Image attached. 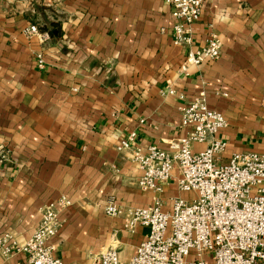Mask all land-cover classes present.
Returning a JSON list of instances; mask_svg holds the SVG:
<instances>
[{
    "label": "crops",
    "instance_id": "obj_1",
    "mask_svg": "<svg viewBox=\"0 0 264 264\" xmlns=\"http://www.w3.org/2000/svg\"><path fill=\"white\" fill-rule=\"evenodd\" d=\"M173 22L165 0H0V235L25 243L42 208L65 196L71 204L52 239L56 256L91 264L92 254L116 247L130 259L148 228L128 230L104 202L148 206L154 193L139 188L141 171L118 144L137 131L143 148L169 149L183 133L181 107L203 91L229 122L220 132L224 161L264 152V0L207 4L193 47L215 32L222 54L188 76ZM32 23L50 33L48 43L27 38ZM176 196L191 195L172 181L164 197ZM0 264H28L27 256L0 254Z\"/></svg>",
    "mask_w": 264,
    "mask_h": 264
},
{
    "label": "built area",
    "instance_id": "obj_2",
    "mask_svg": "<svg viewBox=\"0 0 264 264\" xmlns=\"http://www.w3.org/2000/svg\"><path fill=\"white\" fill-rule=\"evenodd\" d=\"M211 1L165 0L174 21V43L187 50L181 65L186 76L192 65L215 61L222 54V40L215 32L204 46L193 47L194 27ZM23 32L43 45L51 40L38 23L25 26ZM35 56L38 67L44 69V52ZM168 94L177 92L169 88ZM228 126L226 116L209 107L203 91L181 107L183 133L169 149L143 148L136 143L137 131L119 142L118 150H130L132 162L141 171L139 188L153 192L154 199L139 207L109 197L103 209L108 216L123 217L128 230L143 226L148 233L130 259H122L118 248L109 247L92 254L91 264H264V152H236L224 161L228 143L220 132ZM196 144L206 147L197 150ZM172 181L190 198L166 200L164 193ZM70 204L62 196L45 205L36 230L23 244L10 233L0 235V254L10 257L23 252L28 264H66L56 256L52 239L62 227V211Z\"/></svg>",
    "mask_w": 264,
    "mask_h": 264
}]
</instances>
